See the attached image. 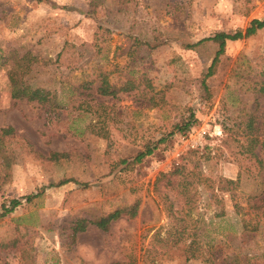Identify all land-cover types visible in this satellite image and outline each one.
<instances>
[{"label":"rangeland","instance_id":"374dc122","mask_svg":"<svg viewBox=\"0 0 264 264\" xmlns=\"http://www.w3.org/2000/svg\"><path fill=\"white\" fill-rule=\"evenodd\" d=\"M263 16L264 0H0V207L19 201L0 264H264V28L207 77L216 45L197 43ZM23 56L49 106L9 97ZM99 75L131 89L100 96Z\"/></svg>","mask_w":264,"mask_h":264},{"label":"trees","instance_id":"16d2710c","mask_svg":"<svg viewBox=\"0 0 264 264\" xmlns=\"http://www.w3.org/2000/svg\"><path fill=\"white\" fill-rule=\"evenodd\" d=\"M264 28V16L262 18H252L248 21L247 25L243 29H237L232 33L225 32H216L211 36L201 38L197 41V43L202 41H212L216 45V49L214 51L213 57L208 65L204 77H207L212 74L213 68L218 57L224 51L225 41L237 40L244 37H249L253 35L258 29ZM23 57L18 59L15 62V66L10 68L7 72V80L9 87V97L12 100H20L24 99L26 102H32L40 107L49 106L48 92L45 91L41 87H36L30 84L25 78V73L27 72V64H24ZM131 89V83H125L123 85L117 86L113 83H109L103 76L99 75L97 77V86L95 87V92L100 96H110L116 97L118 92L128 91ZM46 109V108H45ZM193 115H189V119L186 120L183 124L178 125L176 130L185 131L189 128L192 122ZM13 133V129L10 126H2L0 127V140L8 135ZM159 142L165 140L164 138L158 139ZM254 140V139H253ZM254 145V144H253ZM152 152V147L146 146V148L142 151H137L136 154L132 158V163H138L142 160L143 157L149 155ZM58 156V154H54ZM120 163L127 164L125 159H121ZM9 172L8 170L2 174L1 182H4L8 179ZM72 181L74 183H78L81 186H86L87 182H78L71 178H65L60 180L57 184H64L66 182ZM227 182L232 183L233 180H228ZM30 198V195L26 196V199ZM261 204H264V195L258 199ZM19 204L17 199H10L7 204L3 203L0 207V217L10 213L14 207ZM138 206V201L135 200L133 203L128 205L127 207L112 209L106 213H102L97 217L86 219L80 218L77 219L73 225L70 227L69 236L73 239L77 232L83 231L88 224L94 225L98 229L102 231H106L109 223L119 216L127 215L128 217H132L136 213V209Z\"/></svg>","mask_w":264,"mask_h":264}]
</instances>
